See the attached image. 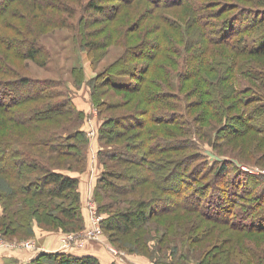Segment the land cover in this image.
<instances>
[{"label":"rangeland","instance_id":"rangeland-1","mask_svg":"<svg viewBox=\"0 0 264 264\" xmlns=\"http://www.w3.org/2000/svg\"><path fill=\"white\" fill-rule=\"evenodd\" d=\"M95 1L108 6V13H100L98 10L91 8V2ZM158 1L168 2V0ZM203 1L207 2L209 0ZM232 1L238 3L235 0ZM238 1L240 6L246 5V7L257 4L256 0ZM262 1L264 2V0ZM212 4L209 6H216L217 2ZM4 5L7 7L6 10L1 9ZM179 6L165 5L161 7L152 0H131L128 3L124 0H0V65L5 68V72L6 70L8 72V75L0 73V77H8L11 80L10 77L20 75L35 83L46 81L50 85V90H48L50 96H46V100L31 99L30 102L22 103L25 105L24 107L31 106V108H34L36 103L42 105L47 100L60 103L70 94L74 102V108L78 112L52 118H42L37 125H40L39 127L43 129H47V126L58 128L63 133H68L76 128L85 130L88 137V143L85 146L86 157L84 158L86 167L79 169L84 165V161H81L80 164L76 163L75 158L72 156L51 154L54 156L53 160L51 158V160H47L46 157L45 159L46 162L53 163L56 160L58 163L66 165V167L73 164L76 170L65 169L64 172L78 178L85 176L86 173V175H90L92 181L89 193L85 190V183L79 184V189L82 188L83 190L82 192L80 189V194L83 203L82 211L84 208L85 213L83 212L84 220L82 222H74V229H69V231L61 228L46 229L40 225L39 220L32 214L30 216V219L33 218L32 235L8 236L10 239L0 235V251L6 248L33 250L32 247L25 245L29 241L37 249L41 248L37 242L38 235L49 233H63V247L67 243L70 247L75 243L82 244L79 238H76L77 240L74 242V238L71 239L68 235L70 233L85 232L94 225L99 224L102 230L99 239L104 240L110 250L112 248L117 254L139 264H263L264 232L248 229L246 225L251 224V220H247L241 210L238 211L240 218L238 217L233 221L217 219L215 216L223 215V213L224 215L227 214L225 213L227 210L220 209L223 202H217L218 197L215 195L218 192L217 189L213 194L207 192L200 199H188L211 211L210 208L215 209V205L212 204L209 208L210 205L208 206V204L212 202L210 200L216 201L218 209L221 210L218 213L220 215L209 213L210 216H207L200 210L187 211L180 208V210L161 214L160 212L154 213L147 223H138L129 231L119 230L114 232L104 227L103 219L111 215L107 211L112 209H100L102 202L100 203L96 199L95 189H97V185H103L104 183L99 176L109 170L122 169L126 167V164L116 166V161L105 155L102 156L100 150L103 149V152H105L108 148L114 149V147L125 146L130 141V136L124 135V137L110 139L107 142L105 140L101 141L99 134L101 123L104 120L102 115L106 117L114 115L116 112L137 113L140 108L136 107L142 102L152 112L174 108L185 111L189 120L186 123L189 125L187 134L191 136L188 138L195 139L201 151L211 153L214 158H216L214 155L216 152L236 158L240 162L255 164L254 167L246 166L244 169L253 168V170L245 169L251 173L260 169L258 172L264 174L262 172L264 171V112L256 116L255 114H249V120L255 116L251 121L252 125L238 124L237 127L240 130L238 135H234V132L230 129L231 126L222 128V125L226 121L229 122L232 117L242 115V111L264 102V57L236 54L234 50L225 45L203 43L202 39L199 40L198 35H192L195 30V25L189 21L193 15L192 6L190 4ZM235 7H238V5ZM235 7L227 10L230 16L237 13L232 18L233 22L229 24L230 29L228 27V32L234 30V25H236L235 30L241 29V21L244 17L247 20V16H249L248 10H236ZM170 13H174L179 19L175 25L164 19L165 15ZM137 19L138 23L140 22V28H131L132 21ZM141 21L143 22L141 23ZM159 36L169 37V40L165 37L168 40L165 45L170 46L171 49L166 48L167 51L157 50L155 52L154 57H156V60L152 64L154 68L151 74L150 72L147 73V76L152 79L151 82L141 84L137 94L131 91L118 92L114 88H110L105 82L106 74L104 72L107 69L117 68L120 63L132 65L146 63L148 58L144 53L136 54L139 51L147 52L154 49L153 46L148 45V41ZM31 40L35 41L37 46L42 47L41 53L33 59L19 55V51H24L22 42ZM169 42L172 44H169ZM174 43H177L180 48L172 49ZM133 46H136V49H134L136 54H131ZM160 61H165V65L158 67ZM139 72L138 70L137 73L139 74ZM211 76L229 77V79L228 81H226V78L217 81ZM110 77L114 83L121 85L129 84L132 81V78L126 74L110 75ZM155 78L159 82L161 81L162 85L155 83ZM212 81L214 83L221 82L232 88L230 92L232 97L226 98L227 96L223 94L222 91L227 92L226 86L218 91ZM103 83L106 85H103ZM214 87L213 93L209 91L213 90ZM163 88L170 89L172 93H178L177 95L169 94V98L172 100L169 107L167 102L152 103L147 101L145 98L147 93L151 95L153 93L158 94L164 91ZM242 88H244L243 91ZM94 89H97L100 97L105 98L107 102H120L119 100L127 98H133V102L129 104L119 103L118 108L109 111L104 106L103 108L97 106V101L92 96ZM5 93L6 95L3 98L5 103H8L28 93H35V88L34 86L14 84L7 86ZM255 93L257 95L262 93L263 99L249 100L245 103L240 98V96H243L244 99H247ZM45 95H47L46 92ZM80 95L83 100L81 104L75 102V99ZM209 98L211 100L216 99L218 109L216 112L209 105L206 106V100ZM91 104H93V112L91 106L88 109ZM98 108L101 109V114ZM4 111L2 110L0 115ZM9 113L7 110L4 114L6 119L10 117L11 113ZM92 115L93 119L97 116L95 120L100 121L99 124L94 123L93 119L91 120ZM139 116L142 117V114ZM148 123L150 136L153 134L168 135L167 138L185 136V125L183 124L155 120H149ZM229 123L230 125L233 124L232 122ZM145 126L139 127L141 133H143ZM165 128H169L168 130L171 131H166ZM1 131L0 129V133ZM18 131V126H15L6 134L4 133L6 139L9 137L13 141L19 142L24 139L30 140L35 134V131L29 130L18 135ZM134 134L136 136L137 132ZM144 138L145 135L141 136L138 141L140 142ZM46 149L44 147L43 153L48 152ZM136 151L141 152L140 149H136ZM192 151L189 149L183 150L182 154ZM174 155L175 153H170V156ZM113 177L115 178L113 181L119 184L129 183L115 176ZM148 189L154 190V186L149 183L143 184V186L139 184L132 191L133 194L131 192L124 195L123 197L126 198L130 195L131 197L136 196V200L133 203L129 202L123 209H133L137 205L135 202L138 203L143 199L145 201L153 199L154 197L150 195ZM189 191L186 190L184 193L191 196L193 193ZM202 192L199 191V193ZM228 193L226 191L225 194L221 195L226 197ZM157 195L164 196L166 194L159 191ZM110 200L111 198L107 196L104 201L108 205ZM105 202L103 203L105 204ZM233 204L234 200L231 201V205ZM248 204L250 203L248 202ZM153 205L151 209L162 208L161 204L157 206V203H154ZM0 206L3 211L4 200L0 199ZM111 206L114 205L111 204ZM145 208H148V206L145 205ZM118 210L113 209L115 212ZM177 218H181L178 228L179 222L175 223ZM188 218L191 219L187 220ZM169 219H174V224L172 223L168 227ZM203 248H208L204 256L201 255ZM239 248L243 249L244 254L238 252Z\"/></svg>","mask_w":264,"mask_h":264},{"label":"trees","instance_id":"trees-1","mask_svg":"<svg viewBox=\"0 0 264 264\" xmlns=\"http://www.w3.org/2000/svg\"><path fill=\"white\" fill-rule=\"evenodd\" d=\"M125 1L128 3L131 0ZM152 1L161 7L165 5H180L179 7H182L183 5L190 4L193 15L189 21L195 25V30L192 35H198L199 40L202 39L203 43L222 44L234 50L236 54L253 55L259 58L264 57V2L262 0H256L257 4L249 5L248 7L246 5L240 6L238 0H235L238 3H233L232 0H209L207 2L203 0ZM213 2H217L216 6H209L213 5ZM237 5L238 7H235ZM90 7L98 10L100 13L105 12L106 14L109 11L108 6L97 1L91 2ZM234 7L236 10H248L249 16H247V20L244 17L241 21V29L238 28L235 30L236 25H234V30L228 32L229 24L233 22L232 18L237 13H233L230 16L227 10L230 8L234 9ZM1 9L6 10L7 7L4 5ZM164 19L174 25L179 20L174 13L166 14ZM132 22L131 28H140L138 19ZM165 37L169 40L167 36L151 38V41H148V45L153 46L154 49H150L147 52L139 51L136 54L134 50L136 46H133L131 48V54L138 55L144 53L148 58L147 62L140 65L120 63L117 68L107 69L104 72L106 74L105 82L107 85L118 92L131 91L137 94L141 84H148L152 80L151 77L149 78L147 76V73L150 72L151 74L154 68L152 64L156 60V57H154L155 52L157 50L167 51V49H171L170 46L167 47L165 45L168 42ZM169 44L172 43L169 42ZM176 48L180 47L177 43H174L172 49ZM22 49L24 51H19V55L33 59L41 53L42 47L37 46L36 42L31 40L22 42ZM165 63V61H160L158 67L164 66ZM4 70L5 68L0 65V73L8 75L7 70L6 72ZM138 70L140 71L139 74L137 73ZM11 73L14 74L15 72ZM230 73L232 74V72ZM119 74L129 75L132 78L131 83L126 85L114 83L110 75ZM211 77L217 81H222L225 78L228 81L229 79V77L222 78V76ZM10 78L12 79L0 77V112L5 110L0 115V129L2 130L0 133V199L2 201L4 200L3 211L0 212V235L6 239H10L8 236L12 235H20L21 237L32 235L33 218L30 219L32 214L39 220L40 225L46 229L61 228L67 231L74 229L75 221L82 222L84 220L82 211L83 203L79 189L80 179L65 173L64 170H76V168L73 167V164L66 167V165L58 163L56 160L55 163L46 161L54 158L51 154L72 156L75 158L74 161L76 163L80 164L81 161H84V165L79 167V169L85 168V146L88 143L86 131L81 128H76L68 133H63L58 128L47 126V129H43L39 127L40 125H37L38 121L42 118H52L54 116H63V114H75L74 112H78L74 108L73 99L69 94L60 103L47 100L42 105L36 103L34 108H31V106L24 107L25 105L22 103L30 102L31 99L36 100L39 98L42 101L46 100L45 97L50 96L48 91L50 90V85L46 81L35 83L27 77L20 75ZM154 82L162 85V82H159L156 78ZM14 84L34 86L35 93H28L21 98L5 103L3 98L6 95L5 88ZM212 84L218 88V91L222 90L223 86L227 87L226 84H222L221 82L214 83L212 81ZM103 85L106 84L103 83ZM214 89L215 87L209 91L213 93ZM163 90L158 94L153 93V95L147 93L145 98L152 103L167 102L169 107V104L171 105L172 102L169 94L177 95L178 93H172L168 88H163ZM224 91L222 92L227 96L226 98L232 97V93H230L232 88L227 87V92ZM45 92L47 95H45ZM92 96L97 101V106L99 105L101 108L104 106L109 111L115 110L120 104L133 102V98L122 99L119 100L120 102H107L105 98L100 97L97 89H94ZM135 97L137 98L138 96ZM240 98L247 103L249 100L263 99V95L262 93L259 95L255 93L247 97V99H244L243 96H240ZM208 105L215 112L218 110L216 99H207L206 106ZM6 106L7 108H5ZM136 108H140L139 111H142H138L137 113L116 112L114 115L106 117L102 115L104 120L101 123L102 126L100 127L99 134L101 141L105 140L107 142L110 139L124 137V135L130 136V141L125 146L114 147V149L108 148L105 152H103V149L100 150L102 156L105 155L111 160L116 161V166L118 164H126V167L122 169H116V171L109 170L106 171L107 174L102 173L99 176L100 180L102 179L101 181H104V183L103 185H97V189H95L96 199L98 202H102L100 209H112L107 211L111 215L103 219L105 228L107 227L114 232L119 230L129 231L138 223H147L154 213L160 212L161 214L177 209L180 210V208L187 211L200 210L207 216H210L209 213L220 215L218 214L221 211L220 209H225L227 210L225 212L227 214L224 215L223 213V215L215 217L219 220L233 221L239 217L238 211L241 210V213L242 211L244 213L243 216L247 220H251V224L246 225L248 229L264 232V174L261 172L251 173L244 169V166L254 167L255 164L240 162L236 158L216 152L214 153L216 158H214L211 153L201 151L198 147V142L195 139L188 138L191 136L187 134L189 125L186 123L189 120L185 111H179V109L174 108L160 109L152 112L144 102L140 103ZM263 108L264 102H260V104H256L254 107L242 111V115L229 119V122L233 123L232 125L226 121L222 125V128L231 126L230 129L234 132V135H238L240 130L237 125L251 126V121L255 116L264 112ZM6 109L11 113L7 119L4 117V114L7 112ZM98 109L100 113L101 109ZM80 113L78 114L81 115ZM141 114L142 117L139 116ZM249 114H255V116L249 120ZM149 120L183 124L185 125V136L174 138H167L168 135L163 134H153L150 136ZM146 123L147 125L145 126ZM15 126H18V135L29 130L35 131V134L30 140L24 139L19 142L13 141L9 137L6 139L5 134ZM143 126L145 127L143 133H141L139 127ZM168 129L165 128L166 131H171ZM133 131L137 132L136 136L134 134L135 132L131 133ZM143 135H145V138L139 142V138ZM44 147L47 148L46 150L48 152L43 153ZM136 149H140L141 152H137ZM187 149L193 150L190 152L191 155L187 152L182 154V151ZM170 153H175V155L170 156ZM139 167L140 169H138ZM142 171L144 173H141ZM113 176L120 178L122 181H128L129 183L119 184L114 182L113 179L115 178ZM110 177L112 179H108ZM147 183L154 186V190H147L154 198L150 201L143 199L138 203L135 202L137 205L133 209H123L129 202L133 203L136 200V196L131 197L130 195L128 198L123 196L130 194L139 184L143 186V184ZM215 189L218 190L215 193L218 197L217 202H223L220 209H218V203L213 200H210L212 202L208 204V206L210 205L209 208L212 204L215 205V209L213 207L210 208L212 211L191 200L200 199L207 192L208 194H213ZM186 190H190L189 192L193 194L190 196L184 193ZM200 190L203 191V194L199 193ZM159 191H162L166 195L158 196L157 193ZM226 191L229 192L228 195L226 197L222 196L221 194H225ZM107 196L111 198L108 201L110 203L108 205L104 201ZM232 200H234L233 205H231ZM154 203H157V206L161 204L162 208L157 207L151 209ZM111 204L114 206H111ZM145 205L148 208H145ZM113 209L119 210L115 212ZM180 219L177 218L175 223H178ZM189 219L191 218L187 220ZM172 223L174 224V219H169L168 227ZM179 226L180 222L177 228ZM207 249L203 248L201 250L202 256L205 255ZM242 250L239 248L238 252L244 254ZM259 251L262 252L261 250ZM25 264L102 263L98 257L90 254L77 255L65 250H42ZM112 264L119 263L113 262Z\"/></svg>","mask_w":264,"mask_h":264},{"label":"crops","instance_id":"crops-1","mask_svg":"<svg viewBox=\"0 0 264 264\" xmlns=\"http://www.w3.org/2000/svg\"><path fill=\"white\" fill-rule=\"evenodd\" d=\"M75 102L80 104L83 103L82 96L80 95L79 97H77L75 99ZM92 105L93 104L89 105L88 109H90L91 106L92 110ZM95 118L93 119L92 115L93 122L99 124L100 121H96ZM83 127L85 128V126ZM79 179L81 184L85 183V190H87V192L89 193L92 182L90 175H86L85 173V176H80ZM80 189L82 190V188ZM1 211L2 207L0 206V212ZM83 212L85 213L84 208ZM63 236V233H49L38 235L37 239H39L37 242L39 243L41 248H38L37 250H20L15 248H6L4 250H1L0 264H25L31 259H33L34 256L42 250H65L77 255L90 254L98 257L102 264H112L113 262H118L119 264H139L130 261L122 255L114 254L110 250L108 244L102 239H85L82 244L75 243L71 247H63Z\"/></svg>","mask_w":264,"mask_h":264},{"label":"built area","instance_id":"built-area-1","mask_svg":"<svg viewBox=\"0 0 264 264\" xmlns=\"http://www.w3.org/2000/svg\"><path fill=\"white\" fill-rule=\"evenodd\" d=\"M93 109H92V112H93ZM91 120H92V118H91ZM244 167H246V166H244ZM245 169L253 170V168H245ZM254 169H257V168H254ZM259 170L260 169H258L256 171H252V172L253 173H259L258 172ZM262 172H264V171H262ZM101 232H102L101 226L99 224H96V225H94V227L90 228L89 230H86L85 232H82V233H70L68 236L71 239L74 238V242L77 240L76 238H79V240L83 243V241L85 239H99L100 238L99 234ZM0 244H1V242H0ZM25 245H27L28 247H32L33 250L37 249V247H35L30 241L26 242ZM68 245H69V243H67L66 246H64V247H70ZM111 250L114 252V254H117V252L115 250H113L112 248H111Z\"/></svg>","mask_w":264,"mask_h":264}]
</instances>
